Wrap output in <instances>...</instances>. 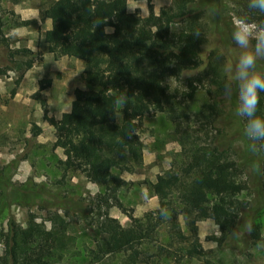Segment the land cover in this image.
<instances>
[{
	"label": "trees",
	"instance_id": "16d2710c",
	"mask_svg": "<svg viewBox=\"0 0 264 264\" xmlns=\"http://www.w3.org/2000/svg\"><path fill=\"white\" fill-rule=\"evenodd\" d=\"M202 1L170 0L155 13L147 0L146 15L122 10L123 0H52L41 10L42 18L49 20V27L42 33L47 51L57 57L65 49L81 60L89 84L65 119L49 118L53 145H63L64 167L78 170L87 180L104 186L103 192L81 201V220L99 234L88 251L87 264H112L117 255L120 259L116 264H138L141 249L147 246L154 247L156 256L201 258L206 250L197 240L196 222L211 218L224 238L245 207L238 198L241 154L219 138L215 123L214 132L203 142L185 133L180 140L183 159L156 174L151 182V191L158 198L155 211L134 217L117 198L119 174L134 172L143 160L139 121L152 110H165L169 119L180 116L168 80H179L185 72L200 67L199 55L205 42L199 13ZM232 3L238 20L248 17L251 23L264 22V15L247 9V0ZM105 15L112 18L109 31L104 28ZM16 51L24 55L29 50ZM208 57L205 67L183 78L185 89L180 96L185 100H191L196 86L205 80L217 85L224 80L219 58L216 54L214 59ZM30 64L25 61L26 67ZM120 95L126 96L123 106L116 103ZM214 106L213 102L203 106L205 118L214 115ZM257 107V114L264 116V92L259 94ZM257 153L264 192V151ZM71 201L31 179L14 185L9 177L0 176V210L18 203L67 212L77 202ZM113 205L128 218L126 225L109 214L108 208ZM160 208L167 210V218L159 215ZM179 216L188 233L182 230ZM34 217L29 214L24 226L9 220L6 228L0 227V264H70L64 262L63 252V235L69 222L57 211L41 221ZM163 225L164 242L158 237ZM250 236L255 242L262 240L258 225H252Z\"/></svg>",
	"mask_w": 264,
	"mask_h": 264
},
{
	"label": "rangeland",
	"instance_id": "374dc122",
	"mask_svg": "<svg viewBox=\"0 0 264 264\" xmlns=\"http://www.w3.org/2000/svg\"><path fill=\"white\" fill-rule=\"evenodd\" d=\"M51 1L0 0V176L9 177L14 185L31 179L42 184L47 191L58 192L77 202L73 204L71 201L72 208L67 212L35 204L9 203L0 210V227L6 228L9 220L24 226L29 214L41 221L57 211L69 222L63 235L66 239L64 262L87 264L88 251L94 247L99 234L93 226L81 220V201L103 192L104 186L87 180L78 170L66 169L63 145H53L49 118L65 119L79 103L89 84L81 60L72 57L65 49L57 57L46 49L42 33L49 27V20L42 18L41 10ZM150 1L155 13L170 4V0ZM146 3L147 0H123L121 9L136 10L140 15H146ZM232 4V0L202 1L203 9L199 13L204 25L205 42L200 50V67L185 72L179 80H168V90L174 92L180 116L169 119L165 110H152L139 121L143 160L134 172L119 174L117 198L134 217L155 211L158 198L151 191V182L156 174L183 159L184 146L180 140L185 133L203 142L214 132L215 123L220 132L219 138L241 154L243 172L238 183V198L242 199L245 207L225 239L211 218L196 222L197 240L206 250L203 257L176 260L168 255L156 256L154 247L147 246L141 249L138 264H264V192L258 162L260 155L249 150L242 134V121L234 114L237 102L235 91L232 96H225L224 80L217 85L208 79L196 86L191 100L180 96L185 89L183 78L205 67L208 56L214 59L216 54L221 68L235 62L239 49L231 43L230 34L240 20L233 15ZM23 21L27 23L17 25ZM103 24L109 31L112 18L105 15ZM19 48L29 51L23 55L17 53ZM226 54L231 58L230 62L225 58ZM26 60L31 62L29 67L25 65ZM212 102L215 104L214 115L205 118L203 106ZM108 212L122 225L128 223L126 215L116 206H110ZM178 220L182 230L188 233L181 216ZM45 224L49 225L47 221ZM252 225H258L262 240L253 241L250 236ZM164 236L163 225L158 236L162 242ZM1 246L0 243V252ZM119 259L120 255L114 257L112 264Z\"/></svg>",
	"mask_w": 264,
	"mask_h": 264
},
{
	"label": "clouds",
	"instance_id": "9594fccd",
	"mask_svg": "<svg viewBox=\"0 0 264 264\" xmlns=\"http://www.w3.org/2000/svg\"><path fill=\"white\" fill-rule=\"evenodd\" d=\"M247 9L264 15V0H247ZM230 40L239 54L234 63L224 66L223 92L230 97L235 91L234 114L243 121L242 134L249 150L264 151V116L257 114L259 94L264 92V22L252 24L248 17H242L233 26ZM126 102L125 95L116 100L121 106ZM159 215L167 218L168 212L160 208Z\"/></svg>",
	"mask_w": 264,
	"mask_h": 264
}]
</instances>
